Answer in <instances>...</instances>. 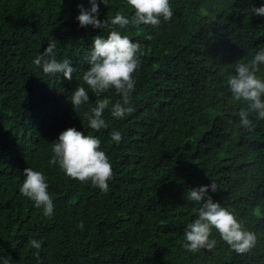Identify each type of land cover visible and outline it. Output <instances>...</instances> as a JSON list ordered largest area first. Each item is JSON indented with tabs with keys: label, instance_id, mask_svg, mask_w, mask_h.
Masks as SVG:
<instances>
[{
	"label": "trees",
	"instance_id": "1",
	"mask_svg": "<svg viewBox=\"0 0 264 264\" xmlns=\"http://www.w3.org/2000/svg\"><path fill=\"white\" fill-rule=\"evenodd\" d=\"M97 2L103 29L79 25L78 5L90 8L89 0H0V264H264V120L253 113L254 130L244 129L238 112L246 104L226 83L237 62L264 48V16L251 12L264 0H169V21L123 29L111 20L117 11L132 18L127 0ZM112 30L142 52L134 110L119 120L111 115L121 99L115 89L97 96L82 80L92 38ZM49 42L58 61L77 69L71 81L33 64ZM257 75L264 79V64ZM78 86L89 102L74 109ZM105 98L108 128L95 131L84 113ZM68 127L101 140L113 170L107 192L49 165L52 143ZM26 167L47 177L52 217L20 194ZM212 181L217 190L208 195L256 234L251 252L237 254L214 228L211 251L184 249L185 228L203 203L186 192Z\"/></svg>",
	"mask_w": 264,
	"mask_h": 264
},
{
	"label": "clouds",
	"instance_id": "2",
	"mask_svg": "<svg viewBox=\"0 0 264 264\" xmlns=\"http://www.w3.org/2000/svg\"><path fill=\"white\" fill-rule=\"evenodd\" d=\"M100 2L106 5L104 0ZM89 4L90 8L87 9L82 4L78 5L79 25L81 27L91 25L93 28L103 29L108 21L102 22L98 18L99 3L97 0H89ZM127 6L134 11L132 18L129 19L117 11L111 20L112 25H118L122 29L129 24L158 27L161 18L169 21L173 16L169 0H127ZM251 12L264 16V7H253ZM147 38L151 39L150 36ZM92 39L91 52L87 60L90 68L83 72L82 80L97 96L114 88L121 99L111 105V115L118 120L122 119L134 110L130 106V100L136 85L133 74L139 68L140 55H142L141 44L132 42L128 35H122L116 30L110 31L107 38L97 35ZM55 48L56 43L49 42L43 53L33 60V64L41 68L46 75L60 73L65 79L71 81L72 74L77 69L71 66V60L67 58L58 61ZM261 64H264V48H260L251 61L237 62L235 74L229 76L226 82L234 101H242L246 104V107L239 110L238 116L240 125L249 132L254 130L253 120L250 119L251 114H255L256 120H264V79L257 75ZM88 102V90L84 86L76 87L70 99L73 108H79ZM108 107V99H98L96 106L84 113L91 129L99 131L108 128L103 118L104 111ZM110 137L117 144L122 140V135L117 130H113ZM52 152L54 155L48 162L50 166H58L70 179L81 183L90 182L103 192L109 190L108 182L113 178L112 164L105 151L101 150V140L98 137L91 134L85 135L75 127H68L52 143ZM23 176L20 194L32 200L36 208L42 209L44 216L52 217L55 205L48 192L49 185L45 174L26 167L23 170ZM209 188L215 192L216 183L212 181L210 185L189 188L186 192L188 201H203V203L197 210V218L188 223L185 228L184 249L189 252H198L201 249L211 251L217 243L215 239H210L214 228L222 240L237 254L244 255L251 252L256 246V234L245 230L233 210L214 202L208 195ZM77 226L83 230V221ZM30 244L37 250L41 248V243L35 239L30 240ZM36 256L39 259L38 251ZM4 264H10V258H6Z\"/></svg>",
	"mask_w": 264,
	"mask_h": 264
}]
</instances>
